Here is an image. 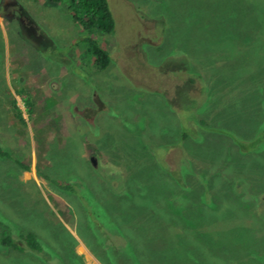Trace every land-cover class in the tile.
Returning <instances> with one entry per match:
<instances>
[{
  "label": "rangeland",
  "instance_id": "obj_1",
  "mask_svg": "<svg viewBox=\"0 0 264 264\" xmlns=\"http://www.w3.org/2000/svg\"><path fill=\"white\" fill-rule=\"evenodd\" d=\"M108 3L0 0V264H264V0Z\"/></svg>",
  "mask_w": 264,
  "mask_h": 264
},
{
  "label": "trees",
  "instance_id": "obj_2",
  "mask_svg": "<svg viewBox=\"0 0 264 264\" xmlns=\"http://www.w3.org/2000/svg\"><path fill=\"white\" fill-rule=\"evenodd\" d=\"M39 1H45V3L48 4H57L61 3L63 0H39ZM68 1V9L71 13V16L74 20V22L81 27L82 30L91 32L92 29H96L98 31H101L105 34H112L115 27V20L113 13L111 11L110 5L108 3V0H67ZM251 1V0H250ZM254 1V0H252ZM253 9L257 7V5H251L250 6ZM84 41L86 42V51L87 54L93 59V63L98 70H103L108 67L111 56L107 49L102 47L98 41L91 37L86 36L84 38ZM21 94V91H19ZM24 104L27 108V112H32V103L30 102V99L27 96H23ZM13 114L14 116L22 123H25V119L22 115L21 109L17 106L16 101L12 100L10 102ZM186 133L183 132V136H185ZM239 150L243 151H250L251 148H240L238 146ZM0 156L6 157L8 156V153L3 150V148L0 145ZM27 168V166H25ZM49 179V177H47ZM54 185H56L58 188L65 192H75L74 183H60L57 180L51 179L50 180ZM93 215L95 216V212H93ZM110 227H115L113 224H110ZM105 228V227H104ZM107 231V230H106ZM95 233V232H94ZM22 237L23 243L19 244L14 241L11 234L4 231L3 236L0 239V245L9 246L11 249H16L19 252H25L26 250L29 252L35 253H41V251L44 249L42 244L37 238V235L33 231H27L25 233H22L20 235ZM100 239V238H99Z\"/></svg>",
  "mask_w": 264,
  "mask_h": 264
},
{
  "label": "bare ground",
  "instance_id": "obj_3",
  "mask_svg": "<svg viewBox=\"0 0 264 264\" xmlns=\"http://www.w3.org/2000/svg\"><path fill=\"white\" fill-rule=\"evenodd\" d=\"M78 251L85 254L86 260H88L91 264L95 263L96 259L93 257V255L87 250L86 247H84L82 244L78 246Z\"/></svg>",
  "mask_w": 264,
  "mask_h": 264
},
{
  "label": "water",
  "instance_id": "obj_4",
  "mask_svg": "<svg viewBox=\"0 0 264 264\" xmlns=\"http://www.w3.org/2000/svg\"><path fill=\"white\" fill-rule=\"evenodd\" d=\"M91 161H92V163H93V164L95 163V160H94V158H93V157L91 158Z\"/></svg>",
  "mask_w": 264,
  "mask_h": 264
}]
</instances>
